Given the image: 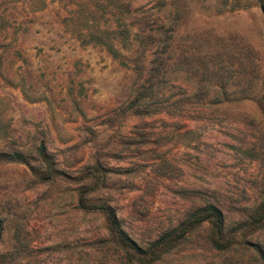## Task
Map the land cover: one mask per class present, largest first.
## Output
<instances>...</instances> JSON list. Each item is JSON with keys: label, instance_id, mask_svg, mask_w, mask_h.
Returning <instances> with one entry per match:
<instances>
[{"label": "rangeland", "instance_id": "1", "mask_svg": "<svg viewBox=\"0 0 264 264\" xmlns=\"http://www.w3.org/2000/svg\"><path fill=\"white\" fill-rule=\"evenodd\" d=\"M208 204L238 246L154 264H264V2L0 0V264H128L97 207L145 247Z\"/></svg>", "mask_w": 264, "mask_h": 264}, {"label": "trees", "instance_id": "2", "mask_svg": "<svg viewBox=\"0 0 264 264\" xmlns=\"http://www.w3.org/2000/svg\"><path fill=\"white\" fill-rule=\"evenodd\" d=\"M264 2V0H260ZM116 51L112 54L114 56ZM119 56V55H118ZM99 210L103 211L106 215L108 228H109V241L115 246L119 247L124 254L125 260L128 264H133L134 261L140 264H154L156 261L161 260L164 253L179 243H181L186 234L194 227L200 225L203 221H209L213 227L212 235L209 241L212 243L213 248L219 252H229L238 246V243L228 237L223 232V217L220 210L213 204L206 205L199 213L194 215L191 220L182 223L178 228H172L165 231L162 235L151 241L145 247L138 245L127 233L122 229L116 217L114 210L108 205H101ZM261 219H257L259 222ZM261 259L264 263V253L261 254ZM226 264H236V261L227 262Z\"/></svg>", "mask_w": 264, "mask_h": 264}]
</instances>
